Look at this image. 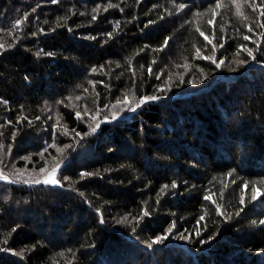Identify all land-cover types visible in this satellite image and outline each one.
<instances>
[{"label":"trees","instance_id":"1","mask_svg":"<svg viewBox=\"0 0 264 264\" xmlns=\"http://www.w3.org/2000/svg\"><path fill=\"white\" fill-rule=\"evenodd\" d=\"M215 2L0 0V264H264L261 0Z\"/></svg>","mask_w":264,"mask_h":264},{"label":"snow or ice","instance_id":"2","mask_svg":"<svg viewBox=\"0 0 264 264\" xmlns=\"http://www.w3.org/2000/svg\"><path fill=\"white\" fill-rule=\"evenodd\" d=\"M55 2H56V0H53V3H55ZM230 3L237 6L236 14L238 16L243 17L244 19H247V17L244 16L243 12L240 11V5H241V3L248 4L250 7H252V11H254V12L257 11V8L255 7L256 0H230ZM222 4H223V0H216L214 6L212 7L211 10H212V14H213V20L219 14V13H217L216 9H220L222 7ZM109 6H111V5H109ZM224 6H226V5H224ZM186 7H187V5H185V4H179L178 5V10H183ZM99 10H100V5H97L95 8L92 9V11L94 13L95 12H98ZM105 11H107V8H105ZM201 14L202 13H200V12L193 13V15H201ZM260 16L261 17H264V0H261ZM96 19H97V16L96 15H93L92 16V20L94 21ZM213 20H209L208 23L209 24H212L213 23ZM20 24H21V21L18 20V21H16V25L15 26L16 27H19ZM116 27H119V22H117ZM260 27L264 28V23H261L260 24ZM197 30L199 31V29H197ZM248 31L249 32H252V27L251 26H249ZM107 35H108L109 38L112 37V33H107ZM200 35L203 36L206 41H208L209 43H211V41L209 40L208 36L204 35L203 32H200ZM261 36H264V33H261ZM92 38L95 39V37H92ZM243 39L245 41H249V40H251V37L248 36V35H245L243 37ZM167 43H168V39L166 38L165 41H164V45L167 46ZM220 47H223V44H221ZM213 48L215 50V45L213 46ZM259 49H260V45L259 44L256 45L255 50L253 48L247 47L246 45H240L239 48H238V50H237L236 55H239L240 54V51H245L247 53V56L248 57H250L252 60H255L256 59L255 52L256 51H259ZM2 50H4V45L3 44H0V51H2ZM197 51L199 52V50H197ZM49 55H51V54L49 53ZM203 58L204 59H211V62L213 64H215L217 68L221 67L224 64V60L223 59H220L219 61H217L214 57H207V56H205ZM246 62L247 61H245V60H239V61H237L238 64H244ZM92 71L95 72L96 69L93 68ZM148 71H149L150 74L152 73L151 67H149ZM157 78L159 79V75H157ZM188 82L191 83L192 81H188ZM86 91H87V89H85V92ZM69 99H72V98L69 97ZM75 99L76 100H80L81 97L80 96H77V97H75ZM159 99H160V97L159 96H156V95L140 97L139 98V102L136 103L134 107H130L129 110L132 111V112H135L137 110V108L141 107L143 104H145V103H147L149 101H156V100H159ZM58 103H61V102H58ZM117 104H125V105H128V104H131V101L129 100V98L127 97V95H125V97H124L123 100L117 101ZM105 107H107V105H105ZM85 114H87V109H85ZM76 115H77V118H81V119L83 118L80 112H77ZM97 115H99V110H97L96 111V114L92 116V119L95 120ZM117 116H118V113H113V115L111 116V119L112 120H115L117 118ZM37 119H39V117H37ZM108 119H109L108 117H105L103 122H108ZM8 123L11 124V121H8ZM99 127H100V124L97 123L95 125V127H91L90 132L91 133H95L99 129ZM65 132H67V129H65ZM88 134L89 133H85V135H88ZM15 135H16V133L14 132L13 133V137H15ZM77 135H79V133H77ZM65 147H68V146H65ZM3 148H4V146L2 144H0V153L3 152ZM9 151H11L10 148H9ZM22 159H27V157H22ZM0 162H2V159H0ZM62 164H63V161L57 163L55 165V167L52 168L51 172L50 173H47L45 179H43V180L34 179V180H32V183H34V184H41V183H43L45 185H51V186L60 185L61 184V180H59V179L56 178V173L61 168ZM40 171L41 172H45V169L44 168H41ZM16 175H17V178L19 179V177L22 176L23 173H16ZM85 175L91 176V175H93V173H84V172L81 173V177H83ZM228 175L231 176L232 173L230 172V173H228ZM64 179L67 180L68 177H64ZM0 180H3L5 182H7V183H12L13 182V181L10 180V178H9L8 175H5L4 174V172L2 170H0ZM24 183H28V181H24ZM233 183H235V181H233ZM254 185H255V182H253L252 195H251V200H253V201L257 200L261 196H264V192H262L259 188L255 187ZM168 187H169L168 185H164L162 187L161 191H163L164 189H166ZM171 187L172 188H176L177 187L176 183L173 182L172 185H171ZM248 187H249V182L248 181H243L242 182V191L243 190H246ZM205 199L206 200H210L211 197L205 196ZM244 202H245V198H244V196H241L240 203L241 204H244ZM238 214L239 213H237V215ZM148 215H149L148 211L145 210L143 212V216H148ZM221 215H223V213H221ZM200 219L203 220L204 217L201 216ZM126 221H128V217H123L121 219V221H119V222L123 223V222H126ZM260 223L261 224H264V221H260ZM175 227H176V225L173 223L172 225H170L166 229V231H165L164 234L157 235L154 238H152L150 241H145L144 243L146 244V246L149 249H151L154 245L162 244L166 239H168L169 235L173 232V230L175 229ZM15 230H16L15 228L12 229V231H15ZM133 230H135V229H133ZM195 235L197 237H199L200 236V232L197 231L195 233ZM180 239L189 240L190 239V236L189 235L180 234ZM212 239H214L213 236H209L208 237V240H212ZM199 242L201 244H205L208 241L201 239ZM5 243H7V241H5ZM261 251H264V249H262Z\"/></svg>","mask_w":264,"mask_h":264},{"label":"water","instance_id":"3","mask_svg":"<svg viewBox=\"0 0 264 264\" xmlns=\"http://www.w3.org/2000/svg\"><path fill=\"white\" fill-rule=\"evenodd\" d=\"M62 165H63V164H62ZM61 167H62V166H61ZM50 172H51V171H50ZM50 172H49V173H50ZM45 178H46V176H45ZM45 178H44V179H45ZM56 178H57V173H56ZM41 184H43V183H41Z\"/></svg>","mask_w":264,"mask_h":264},{"label":"bare ground","instance_id":"4","mask_svg":"<svg viewBox=\"0 0 264 264\" xmlns=\"http://www.w3.org/2000/svg\"><path fill=\"white\" fill-rule=\"evenodd\" d=\"M197 87V86H196Z\"/></svg>","mask_w":264,"mask_h":264}]
</instances>
